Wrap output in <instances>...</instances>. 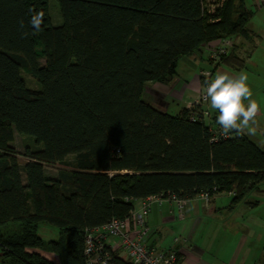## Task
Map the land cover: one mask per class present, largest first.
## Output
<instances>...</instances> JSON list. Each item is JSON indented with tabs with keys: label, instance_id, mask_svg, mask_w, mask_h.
<instances>
[{
	"label": "trees",
	"instance_id": "trees-1",
	"mask_svg": "<svg viewBox=\"0 0 264 264\" xmlns=\"http://www.w3.org/2000/svg\"><path fill=\"white\" fill-rule=\"evenodd\" d=\"M49 1L0 0L2 264H57L53 256L85 264V230L130 217L135 200L150 195L191 200L215 188L233 195L231 207L257 204L248 196L264 192V149L236 132L212 140L222 132L216 112L184 107L172 115L142 97L147 83L171 81L180 58L204 44L249 37L245 0H223L212 12L206 0H56L61 25L52 23ZM29 10L45 14L40 32L29 26ZM232 49L221 64L240 70L245 61ZM15 133L39 146L26 147L23 165ZM70 156L71 171L47 177L45 165ZM42 225L58 238H42ZM110 264L133 263L117 250Z\"/></svg>",
	"mask_w": 264,
	"mask_h": 264
},
{
	"label": "crops",
	"instance_id": "crops-1",
	"mask_svg": "<svg viewBox=\"0 0 264 264\" xmlns=\"http://www.w3.org/2000/svg\"><path fill=\"white\" fill-rule=\"evenodd\" d=\"M252 1L254 11L248 9L251 17L246 23L247 28L253 16L264 13V0ZM249 30L251 34L247 38L232 36V52L244 59V68L246 64H251L264 70V48L260 50L259 46L264 43V20L260 18L254 30ZM252 40L254 49L250 51L248 45ZM214 42L204 44L196 55L180 58L176 76L171 81L147 83L142 93L144 101L167 113L171 105L176 106L179 114L182 108H186L187 100L196 97L201 88L199 71L212 68L206 48ZM240 70L221 64L214 75L218 71L233 74ZM254 98L260 105L254 142L264 149V99ZM205 108L209 113L215 112L208 103ZM206 119L207 122L211 121L210 118ZM232 198L231 193H218L207 206L193 198L186 206L183 219L177 217L174 203H154L146 215L151 229L148 245L175 250L176 264H264V192H254L248 196L249 201L257 202L256 205L242 203L231 207ZM141 205L142 199L135 200L134 210H140ZM114 240L109 238L107 243L112 244Z\"/></svg>",
	"mask_w": 264,
	"mask_h": 264
},
{
	"label": "built area",
	"instance_id": "built-area-1",
	"mask_svg": "<svg viewBox=\"0 0 264 264\" xmlns=\"http://www.w3.org/2000/svg\"><path fill=\"white\" fill-rule=\"evenodd\" d=\"M223 0H218L212 9L222 4ZM233 40L230 37H224L208 46L206 51L212 65L210 69H201L199 77L203 80L201 88L197 92L196 97L187 100L186 107L191 109L198 107L204 110V115L209 117V111L205 108L207 99L204 95V81L210 76H214L215 69L221 65L223 57L228 55L233 48ZM195 115H191L194 120ZM222 132L216 133L212 140L228 138ZM216 195V189L212 192L209 190L201 192L196 198L202 205L207 206L210 200ZM163 202L174 203L177 209V217L185 218V209L189 200L180 198L176 194L167 196L150 195L142 199L140 210H133L128 218H113L109 222L87 228L85 230L83 253L85 256V264H110L111 252L119 250L133 264H176L177 252L172 249H160L149 246L147 238L151 232L146 221V215L150 211L154 203L162 204ZM131 222V223H130ZM109 238H114L112 244L107 243Z\"/></svg>",
	"mask_w": 264,
	"mask_h": 264
},
{
	"label": "clouds",
	"instance_id": "clouds-1",
	"mask_svg": "<svg viewBox=\"0 0 264 264\" xmlns=\"http://www.w3.org/2000/svg\"><path fill=\"white\" fill-rule=\"evenodd\" d=\"M30 11L29 26L34 32L42 30L43 12ZM21 35L27 38L31 33L25 30L24 20L19 21ZM204 95L210 109L217 113L216 123L225 136L233 132L254 135L257 131V116L260 105L253 99V92L248 84V74L241 71L231 74L218 71L204 81Z\"/></svg>",
	"mask_w": 264,
	"mask_h": 264
},
{
	"label": "rangeland",
	"instance_id": "rangeland-1",
	"mask_svg": "<svg viewBox=\"0 0 264 264\" xmlns=\"http://www.w3.org/2000/svg\"><path fill=\"white\" fill-rule=\"evenodd\" d=\"M218 0H206L205 6L207 9H212L214 5H216ZM252 0L246 1V6L248 9L254 11ZM49 13L52 19V23L54 25H61L62 24V16L60 13L59 5L56 0H50L49 1ZM260 18L264 20V13H259V15L253 16L248 23V28L254 30V25H258V22H260ZM260 46V50L264 48V43H262ZM258 47V45H257ZM248 49L251 51V49H254V40L249 41ZM41 47H37V52L41 53ZM227 56V55H226ZM45 63V59L43 56H40L39 64L43 65ZM216 70V69H215ZM241 71L246 72L248 74V84L253 92V99L254 97L263 98L264 99V70H262L260 67L256 68L254 65L246 64V67L241 69L240 71H235L233 74H238ZM22 75L26 81V84L28 87L33 89H39V83L30 75L28 71H23ZM151 84V83H150ZM203 84V80L201 81V85ZM255 88V90H254ZM207 104V103H206ZM187 106V105H186ZM187 108V107H186ZM264 110V108H263ZM179 112L178 107L172 106L169 108L168 113L172 115H176ZM214 113H209V117H212ZM247 137H249L252 141H254V135H248L245 134ZM11 145L15 148L17 152V159L20 162L21 165L24 164V162L27 160V158L24 156L26 147L30 149H37L39 146L34 142V140L31 137L20 135L18 133L14 134V140L11 143ZM73 156H70L67 158L66 163L62 164H55V165H45V173L48 178H56L58 174L61 171H71L73 169ZM39 234L42 238L45 240L49 239H57L59 234L58 231H56L53 227H50L48 225H42L40 226ZM49 258H52L49 255ZM53 259L56 261L57 259L53 256ZM0 264L1 258H0Z\"/></svg>",
	"mask_w": 264,
	"mask_h": 264
}]
</instances>
